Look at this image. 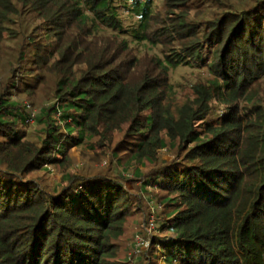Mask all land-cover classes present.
I'll return each mask as SVG.
<instances>
[{"label": "trees", "instance_id": "16d2710c", "mask_svg": "<svg viewBox=\"0 0 264 264\" xmlns=\"http://www.w3.org/2000/svg\"><path fill=\"white\" fill-rule=\"evenodd\" d=\"M157 1L0 0V264H129L141 201L72 148L161 192L164 264H264V0ZM183 67L209 78L181 101Z\"/></svg>", "mask_w": 264, "mask_h": 264}, {"label": "rangeland", "instance_id": "374dc122", "mask_svg": "<svg viewBox=\"0 0 264 264\" xmlns=\"http://www.w3.org/2000/svg\"><path fill=\"white\" fill-rule=\"evenodd\" d=\"M157 2H161L158 0ZM154 54L159 55L158 49H146ZM3 71V70H2ZM17 75V74H16ZM19 75V74H18ZM208 79L209 76L204 69L196 70L189 69L188 67L179 68L177 71H174L171 76V81L175 85V90L177 92V98L183 101L192 94V86L199 79ZM262 105H264V91L261 92ZM242 112V108L240 107ZM31 111L36 113L35 109ZM217 113H221V110H218ZM222 114V113H221ZM28 125L34 126V122L28 123ZM70 158L72 160L71 166L67 169L66 173L68 174H79L81 171H99V170H112L114 174H121L123 177V183L125 188L132 195H136L137 199L141 201V212L133 215L127 219L125 232L123 236L118 241L119 247V259L121 261H127L129 264H164L162 255L157 252V247L155 248L149 242L153 237L163 238L166 237V234H160L156 229L155 225L158 227L162 224L164 220L162 214L163 210L161 206L157 203L161 195V192L157 191L154 187H143V180L133 176L132 169L123 170L120 165H117L115 160L111 158L110 155H95L92 151L83 149V148H72L69 152ZM172 153L168 150H164L160 153V160L158 166L162 161L170 162L172 160ZM157 167L147 166L141 167L143 175H146L151 172H155ZM64 172L60 168H52L51 173L46 176V183L49 185L57 184L62 182V176ZM146 188V189H145ZM140 197V198H139ZM159 212L160 221H156V214ZM147 213H150L147 217ZM146 217V225L144 229V236L137 235L139 234V228L142 224V221ZM153 225H150V223ZM136 236L142 237L145 241L148 242V246L141 250L138 254H133L132 247L133 241ZM134 257V258H133Z\"/></svg>", "mask_w": 264, "mask_h": 264}, {"label": "built area", "instance_id": "2783aa9c", "mask_svg": "<svg viewBox=\"0 0 264 264\" xmlns=\"http://www.w3.org/2000/svg\"><path fill=\"white\" fill-rule=\"evenodd\" d=\"M27 110L29 113L28 123H32L35 118V112L31 111V108L29 105H27ZM150 225H153V223L151 222ZM148 245H149L148 242L145 241L142 237L136 236L133 241V247H132L133 254L135 255L138 254L141 250L146 248Z\"/></svg>", "mask_w": 264, "mask_h": 264}]
</instances>
